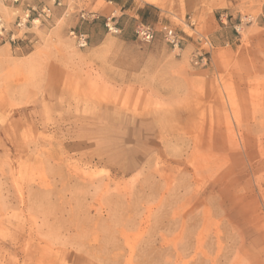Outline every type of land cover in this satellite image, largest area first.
<instances>
[{
  "label": "rangeland",
  "instance_id": "obj_1",
  "mask_svg": "<svg viewBox=\"0 0 264 264\" xmlns=\"http://www.w3.org/2000/svg\"><path fill=\"white\" fill-rule=\"evenodd\" d=\"M59 1L0 0V264H264V0Z\"/></svg>",
  "mask_w": 264,
  "mask_h": 264
},
{
  "label": "built area",
  "instance_id": "obj_2",
  "mask_svg": "<svg viewBox=\"0 0 264 264\" xmlns=\"http://www.w3.org/2000/svg\"><path fill=\"white\" fill-rule=\"evenodd\" d=\"M55 1H58V4H60V1L59 0H55ZM109 25V24H107ZM109 29L111 30H114V27L112 26H108ZM114 31H117L116 29ZM134 33L135 35L137 36L138 39L144 41V42H150L152 41L155 36H156V30L150 26V25H146V24H143V23H138L134 29ZM164 37H165V40L169 43V44H172L174 47H178L179 46V36H176V34L172 33V32H165L164 33ZM81 41L83 45L86 44V40L85 38L82 36L81 38ZM204 62H206V59L203 58L202 59ZM201 60V61H202ZM195 63L197 64L198 63V60L195 61Z\"/></svg>",
  "mask_w": 264,
  "mask_h": 264
},
{
  "label": "crops",
  "instance_id": "obj_3",
  "mask_svg": "<svg viewBox=\"0 0 264 264\" xmlns=\"http://www.w3.org/2000/svg\"><path fill=\"white\" fill-rule=\"evenodd\" d=\"M107 1H108L109 3H112V0H107ZM148 5H149V4H148ZM150 5H152V4H150ZM116 6L118 7L119 10H122V6H121V5L116 4ZM148 8H149V6H146V4L144 3V4L139 8L140 11H142V12H141L140 14H138V16L143 17V15L146 13V10H145V9H148ZM161 17H162V12H161V11L157 12V17H156V20H155V24L160 22Z\"/></svg>",
  "mask_w": 264,
  "mask_h": 264
}]
</instances>
